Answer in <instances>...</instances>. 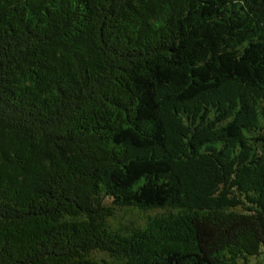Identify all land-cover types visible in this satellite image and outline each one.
<instances>
[{
  "label": "trees",
  "instance_id": "1",
  "mask_svg": "<svg viewBox=\"0 0 264 264\" xmlns=\"http://www.w3.org/2000/svg\"><path fill=\"white\" fill-rule=\"evenodd\" d=\"M0 264H264V0H0Z\"/></svg>",
  "mask_w": 264,
  "mask_h": 264
}]
</instances>
